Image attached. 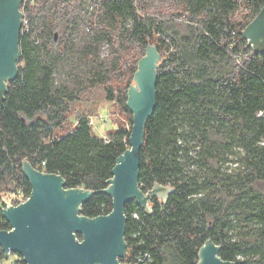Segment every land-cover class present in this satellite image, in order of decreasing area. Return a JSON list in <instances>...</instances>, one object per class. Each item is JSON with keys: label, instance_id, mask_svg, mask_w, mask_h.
I'll list each match as a JSON object with an SVG mask.
<instances>
[{"label": "trees", "instance_id": "16d2710c", "mask_svg": "<svg viewBox=\"0 0 264 264\" xmlns=\"http://www.w3.org/2000/svg\"><path fill=\"white\" fill-rule=\"evenodd\" d=\"M24 4L18 75L0 102V190L13 182L31 196L26 160L61 174L66 188H106L130 146V131L98 136L86 115L73 130L58 131L71 102L113 77L123 86H110L108 99L131 112L128 89L152 43L162 62L139 184L144 191L155 183L175 191L166 202L153 197L152 213L137 200L127 203V250L120 261L198 264L200 247L211 238L225 260L264 264V53L242 34L264 0ZM112 210L113 198L103 191L79 206L90 218ZM0 229H11L1 205ZM8 257L0 245V264ZM16 264L28 263L20 255Z\"/></svg>", "mask_w": 264, "mask_h": 264}, {"label": "water", "instance_id": "95a60500", "mask_svg": "<svg viewBox=\"0 0 264 264\" xmlns=\"http://www.w3.org/2000/svg\"><path fill=\"white\" fill-rule=\"evenodd\" d=\"M24 0H0V102L8 92V82L18 75L20 33L24 25ZM255 52L264 53V5L242 31ZM161 52L155 44L147 46L128 89L127 107L133 113L130 146L117 158L108 186L103 190L66 188L61 174L47 173L22 164L32 186L31 196L17 205L3 207L11 229H0V245L10 253L22 255L28 264H121L126 256L124 239L128 202L152 213L151 200L166 202L174 187L155 183L148 191L139 184L141 150L145 126L157 103V79ZM100 191L113 198V210L94 218L79 214V206ZM81 234L82 238H78ZM222 246L208 238L199 250L198 264H236L220 256Z\"/></svg>", "mask_w": 264, "mask_h": 264}, {"label": "rangeland", "instance_id": "374dc122", "mask_svg": "<svg viewBox=\"0 0 264 264\" xmlns=\"http://www.w3.org/2000/svg\"><path fill=\"white\" fill-rule=\"evenodd\" d=\"M26 1L28 0H24L25 4ZM22 8L24 9V7ZM161 62L162 57L159 63L161 64ZM133 83H135L134 78L130 84ZM119 85L123 86L121 80L113 77L107 84H99L84 91L83 94L81 93L79 99L71 102L66 123L58 131V134L63 135L73 130L81 115H86L90 119L92 130L98 136L106 137L121 129L131 132L133 113L125 112L117 101L109 100L107 97L110 86L116 88ZM1 188L0 205L3 207L17 205L28 199L20 189L16 188L13 182H8ZM19 259L20 255L18 253H10L9 257L4 259L3 264H16ZM128 262L129 258L126 257L121 264H128Z\"/></svg>", "mask_w": 264, "mask_h": 264}, {"label": "built area", "instance_id": "2783aa9c", "mask_svg": "<svg viewBox=\"0 0 264 264\" xmlns=\"http://www.w3.org/2000/svg\"><path fill=\"white\" fill-rule=\"evenodd\" d=\"M148 256V255H147Z\"/></svg>", "mask_w": 264, "mask_h": 264}]
</instances>
